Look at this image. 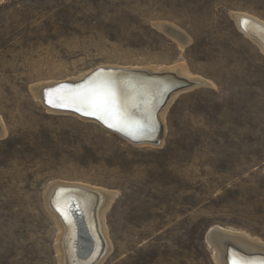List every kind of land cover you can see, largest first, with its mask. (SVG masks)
<instances>
[{
    "label": "rangeland",
    "instance_id": "obj_1",
    "mask_svg": "<svg viewBox=\"0 0 264 264\" xmlns=\"http://www.w3.org/2000/svg\"><path fill=\"white\" fill-rule=\"evenodd\" d=\"M235 14L264 22V0L0 2V264H60L44 206L58 182L118 193L102 264H215L213 228L264 243V54ZM182 63L203 85L170 105L158 148L49 113L32 94L101 68Z\"/></svg>",
    "mask_w": 264,
    "mask_h": 264
},
{
    "label": "bare ground",
    "instance_id": "obj_2",
    "mask_svg": "<svg viewBox=\"0 0 264 264\" xmlns=\"http://www.w3.org/2000/svg\"><path fill=\"white\" fill-rule=\"evenodd\" d=\"M2 1L0 0V2ZM233 18L237 31L243 39L254 44L264 54V22L242 14H235ZM160 27L165 32H172L175 37L173 38L182 48H185L189 44L191 39L178 29L174 27L170 28L166 25ZM112 69L118 70L119 67ZM125 70L143 71L148 72V74L167 73L168 75L162 78H150L139 74H102L93 76L86 84L79 86L74 91L70 88L58 90V94L56 93L53 100H57L61 105H67L69 109L76 110L81 114L96 117L103 123L104 126L97 123L103 130L119 138H123L131 144L133 143L129 140L135 142H158V144L142 142L140 145H137L140 148L161 147L165 140L160 141L166 135V115L170 105L180 94L193 90L196 85L198 87L203 85V82L197 77L195 78L184 63L176 64L172 67H149L144 70L130 69L129 67V69ZM83 78L82 76L78 80H82ZM183 82L193 83V86L184 88L173 94L165 107L158 113L159 109L164 105L169 92L173 89H179L183 86ZM57 84L62 83L52 81L50 84L32 88L33 97L49 113L68 114L54 112L44 104L45 88ZM82 106H88L98 111L97 113H89L78 110L84 109ZM76 117L80 118L79 116ZM160 124L163 129H161ZM114 131L120 133L126 139ZM7 133L8 129L1 116L0 138L6 136ZM116 194L118 193L82 184H67L65 182L54 183L48 187L44 195V206L59 231L55 249L60 264H102L110 252H112V243L106 225V218L107 215H111L115 211L117 205L121 202H115ZM145 207L147 208L148 206ZM74 208L80 210L86 229L80 231L79 228L83 227L82 220L78 222V219H75L74 212H72ZM127 210L125 211L124 209L125 213ZM128 213L132 217L134 211L133 213L130 211ZM125 215L127 216V214ZM207 240L213 249L215 264H229V260H227L228 244L235 246L246 256L261 255L264 257V243L257 239L248 238L243 234L233 233L222 228H213L208 232ZM82 249L87 255H85V252L82 253ZM88 252L90 253L88 254ZM233 255L230 256L233 264H264V260L262 259L245 258L236 252Z\"/></svg>",
    "mask_w": 264,
    "mask_h": 264
},
{
    "label": "water",
    "instance_id": "obj_3",
    "mask_svg": "<svg viewBox=\"0 0 264 264\" xmlns=\"http://www.w3.org/2000/svg\"><path fill=\"white\" fill-rule=\"evenodd\" d=\"M109 70H112V69L101 68V69H98V70L90 73L89 75H87L86 77H84L82 80H77V81H72V82H66V83L57 84V85H54V86L45 88V90H44V100H45L44 104L48 108H50L52 111H54V112L68 113V114H71V115L79 116L83 120L92 121V122H96L98 124L103 125V123L100 120H98V119H95V118L90 117V116H87V115H83V114L79 113L76 110L69 109L67 107V105H61V103L59 101L53 100V97L56 96V93H57L58 90H62L64 88H70V89H72L74 91L79 86H83L84 84H86L88 82V80L90 78H92L93 76H98V75L110 73ZM115 72L124 73V74H128V75H137V74H139V75L147 76V77H150V78H162V77L168 75L167 73H164V74H148V72H143V71H129V70H123V69L122 70H115ZM179 82H180V80H179ZM192 86H193V83L183 82V86H181L179 89L177 88V89L171 90L169 92V95L167 96V98L165 100L164 105L161 107V109H159L158 113L165 107V105L168 103V101L170 100V97L173 94H175L179 90H182L184 88H190ZM82 107L85 108V109H81V111H83V112H86L87 111V112L96 113L98 111V110H95V109H93L91 107H88V106L87 107L82 106ZM76 109H78V108H76ZM78 110H80V109H78ZM157 119H158V114H157ZM159 123H160V120H159ZM160 126H161V124H160ZM161 129H163L162 126H161ZM114 132L117 133V134H119V135H121L120 133H118L116 131H114ZM121 136L124 137L123 135H121ZM124 138L126 139V137H124ZM129 141L132 142L135 145H140L142 142H146V143H149V144H158V142H156V141L155 142H153V141H138V142H135V141H131V140H129ZM160 141H159V143H160ZM72 212H74L75 219L77 218L78 219V222H80L82 220L81 222L83 224V227H80L79 228L80 231L83 230V229H86V227L84 226L83 216H81L80 210L78 208H74L72 210ZM79 216H81V218H79ZM84 252L85 251L82 249V253H84ZM235 252L237 254L241 255V256H244L245 258L262 259V260H264V257H262L261 255L246 256L243 253H241V250H239L238 248H236L235 246H233L231 244H228L227 245V254L229 256L227 255V260H229V264H233V261L231 260L230 256L233 255V253H235ZM89 253L90 252H88V254ZM85 255H87L86 252H85Z\"/></svg>",
    "mask_w": 264,
    "mask_h": 264
}]
</instances>
